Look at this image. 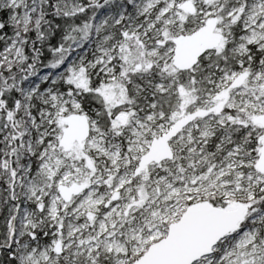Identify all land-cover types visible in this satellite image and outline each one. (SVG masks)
I'll return each instance as SVG.
<instances>
[{
	"label": "snow or ice",
	"instance_id": "obj_1",
	"mask_svg": "<svg viewBox=\"0 0 264 264\" xmlns=\"http://www.w3.org/2000/svg\"><path fill=\"white\" fill-rule=\"evenodd\" d=\"M0 264H264V0H0Z\"/></svg>",
	"mask_w": 264,
	"mask_h": 264
}]
</instances>
